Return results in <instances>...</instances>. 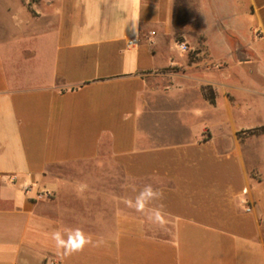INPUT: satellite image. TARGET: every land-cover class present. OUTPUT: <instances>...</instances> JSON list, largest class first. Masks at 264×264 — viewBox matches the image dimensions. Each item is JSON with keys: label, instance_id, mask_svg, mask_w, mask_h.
Wrapping results in <instances>:
<instances>
[{"label": "crops", "instance_id": "obj_1", "mask_svg": "<svg viewBox=\"0 0 264 264\" xmlns=\"http://www.w3.org/2000/svg\"><path fill=\"white\" fill-rule=\"evenodd\" d=\"M195 3L4 1L0 264H264V0Z\"/></svg>", "mask_w": 264, "mask_h": 264}, {"label": "clouds", "instance_id": "obj_2", "mask_svg": "<svg viewBox=\"0 0 264 264\" xmlns=\"http://www.w3.org/2000/svg\"><path fill=\"white\" fill-rule=\"evenodd\" d=\"M163 199V192L148 183L142 187L140 195L135 200L128 198L126 204L136 212L142 213L149 225L163 230L166 226L164 204L161 202ZM149 201H155V206L148 208ZM50 238L54 241L57 255L63 257L80 252L86 245L92 243L91 238L86 236L79 228L65 229L64 231L54 230L50 233Z\"/></svg>", "mask_w": 264, "mask_h": 264}, {"label": "rangeland", "instance_id": "obj_3", "mask_svg": "<svg viewBox=\"0 0 264 264\" xmlns=\"http://www.w3.org/2000/svg\"><path fill=\"white\" fill-rule=\"evenodd\" d=\"M5 0H0V38L5 35L4 33L7 32V36L17 34L16 28H14L15 20L13 16V12H8L6 10ZM177 2V10H176V16H177V23L179 28H182L183 24L186 23L188 16L191 17L193 14L196 16V3L195 0H176ZM191 9V7L194 8V12L187 11L186 8ZM21 12V11H20ZM15 13H18L17 11Z\"/></svg>", "mask_w": 264, "mask_h": 264}, {"label": "built area", "instance_id": "obj_4", "mask_svg": "<svg viewBox=\"0 0 264 264\" xmlns=\"http://www.w3.org/2000/svg\"><path fill=\"white\" fill-rule=\"evenodd\" d=\"M133 45H134V41L130 40V41L127 42V46L132 47ZM179 47H180V49L182 51H186L187 50V47L185 45H183V44H181Z\"/></svg>", "mask_w": 264, "mask_h": 264}, {"label": "trees", "instance_id": "obj_5", "mask_svg": "<svg viewBox=\"0 0 264 264\" xmlns=\"http://www.w3.org/2000/svg\"><path fill=\"white\" fill-rule=\"evenodd\" d=\"M264 129L261 128V129H253V130H250L248 131L247 133L252 135V134H258L260 131H263Z\"/></svg>", "mask_w": 264, "mask_h": 264}]
</instances>
